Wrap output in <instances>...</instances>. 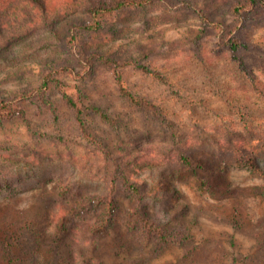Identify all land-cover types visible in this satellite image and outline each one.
Segmentation results:
<instances>
[{
	"label": "rangeland",
	"instance_id": "rangeland-1",
	"mask_svg": "<svg viewBox=\"0 0 264 264\" xmlns=\"http://www.w3.org/2000/svg\"><path fill=\"white\" fill-rule=\"evenodd\" d=\"M108 21L81 46L163 76L121 68L135 102L109 64L90 68L45 31L0 56V92L25 108L0 124V264L4 244L14 264H264V0H166ZM233 38L243 65L223 44ZM63 93L111 120L85 108L80 126ZM107 152L134 161L167 239L127 224L135 203L119 183L114 227L89 232L101 210L79 203L110 189Z\"/></svg>",
	"mask_w": 264,
	"mask_h": 264
},
{
	"label": "trees",
	"instance_id": "trees-1",
	"mask_svg": "<svg viewBox=\"0 0 264 264\" xmlns=\"http://www.w3.org/2000/svg\"><path fill=\"white\" fill-rule=\"evenodd\" d=\"M166 0H0V56L10 49L12 45L30 37L37 30L49 33L50 37L57 40L61 48L72 53L74 51L78 60L94 68L95 61H104L112 67V74L122 96L137 101L133 93L125 86L121 68L127 65H133L142 72L157 76L163 79L161 73L154 71L145 64H141L135 59H126L123 62L118 58L107 56L103 52L86 51L81 46L80 37L97 34L105 29L108 20L118 17L122 12L134 11V9L146 8L147 6L163 2ZM188 0H183V2ZM261 0H249L251 6L257 5ZM240 7L236 8L239 12ZM232 53L233 57L243 61L237 55L241 43L238 39H228L223 43ZM54 60H50L49 65H54ZM63 70L73 72L75 69L71 65H63ZM47 85L46 83L44 84ZM40 92V90H36ZM35 91V92H36ZM33 92V93H35ZM80 97L83 98L80 92ZM63 101L66 105L74 109L76 120L80 126H83V115L85 108H91L99 113L104 120L110 121L111 118L98 107H84L80 99L76 100L73 95L63 93ZM52 107V105H51ZM25 108L19 101L12 100V97L0 92V124L12 121L17 117L23 118ZM106 159H111L115 166V174L111 179L110 189L101 196L87 195L83 201H80V208L83 212L91 211L96 213L101 210L100 219L89 225V232L95 236L107 233L116 221V214L119 211L120 204L117 199L116 187L118 183L123 190L127 192L135 204L129 211L130 220L128 225H135V221L140 224V228L150 235L156 234L161 238L166 235L161 230L157 216H151L148 211L146 198L149 196V189L144 187L139 181L132 179L133 172L132 159H116L106 153ZM179 161L190 166L192 160L185 155H179ZM252 167L257 168L255 165ZM264 176V171H261ZM206 180H204L205 182ZM164 189H166L164 187ZM260 191V189H259ZM261 194L264 196V185L261 188ZM165 195V194H164ZM151 196V195H150ZM159 199L158 197L156 200ZM167 206L169 205L166 203ZM71 210L62 209L54 219L55 233L65 232L66 224L70 222ZM135 220V221H134ZM131 225V226H132ZM2 254L4 258H9L11 264L16 263L17 258L12 257L6 244L3 245Z\"/></svg>",
	"mask_w": 264,
	"mask_h": 264
}]
</instances>
